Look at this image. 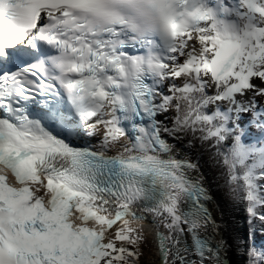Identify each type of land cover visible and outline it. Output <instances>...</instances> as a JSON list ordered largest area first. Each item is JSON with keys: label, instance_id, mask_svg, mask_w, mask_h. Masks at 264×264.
<instances>
[{"label": "snow or ice", "instance_id": "obj_1", "mask_svg": "<svg viewBox=\"0 0 264 264\" xmlns=\"http://www.w3.org/2000/svg\"><path fill=\"white\" fill-rule=\"evenodd\" d=\"M258 98L264 0H0V264H140L146 220L159 264H229L212 185L264 225Z\"/></svg>", "mask_w": 264, "mask_h": 264}, {"label": "bare ground", "instance_id": "obj_2", "mask_svg": "<svg viewBox=\"0 0 264 264\" xmlns=\"http://www.w3.org/2000/svg\"><path fill=\"white\" fill-rule=\"evenodd\" d=\"M207 159V157H205ZM209 171V169H205ZM219 183H223L220 181ZM213 192L215 195L214 203L211 208L214 215L220 220L221 215L223 216L222 223L225 226L224 235L225 238L230 241V249L228 254L229 264H241L243 251H246V247L239 243V238L244 234V218L242 214V206L238 203L236 207L237 211H233L228 200L225 197L224 188L217 187L216 183L212 185ZM136 224V223H134ZM151 235L154 237L152 248L149 250L148 257L146 258L144 264H159V252L156 244V235L153 225H150ZM151 243V242H150Z\"/></svg>", "mask_w": 264, "mask_h": 264}, {"label": "rangeland", "instance_id": "obj_3", "mask_svg": "<svg viewBox=\"0 0 264 264\" xmlns=\"http://www.w3.org/2000/svg\"><path fill=\"white\" fill-rule=\"evenodd\" d=\"M226 197V196H225ZM149 240V239H148ZM150 240H149V243L148 244H146L145 246H144V251H143V261H142V264L145 262L144 260H145V258H147L148 257V254H149V252H148V249L150 248Z\"/></svg>", "mask_w": 264, "mask_h": 264}]
</instances>
